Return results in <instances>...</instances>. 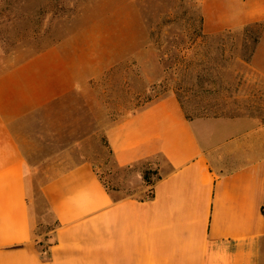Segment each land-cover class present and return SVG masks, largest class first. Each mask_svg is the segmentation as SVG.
Here are the masks:
<instances>
[{"label":"crops","instance_id":"crops-1","mask_svg":"<svg viewBox=\"0 0 264 264\" xmlns=\"http://www.w3.org/2000/svg\"><path fill=\"white\" fill-rule=\"evenodd\" d=\"M202 10L208 34L264 22V0H202ZM66 44L0 73V264H264V124L190 120L174 95L106 130L116 167L132 170L140 192L142 172L157 169L153 197L109 192L90 162L77 163L42 187L58 226L48 255L34 250L27 120L96 98L83 53ZM261 54L264 44L252 66L264 76Z\"/></svg>","mask_w":264,"mask_h":264},{"label":"rangeland","instance_id":"rangeland-1","mask_svg":"<svg viewBox=\"0 0 264 264\" xmlns=\"http://www.w3.org/2000/svg\"><path fill=\"white\" fill-rule=\"evenodd\" d=\"M263 34V21L206 33L202 0H0V73L67 42L70 53H83L96 97L71 98L27 120L34 240L54 239L43 185L82 161L109 192L147 197L149 187L140 192L132 170L117 168L108 148L106 130L123 116L174 95L190 120L264 124V76L252 66Z\"/></svg>","mask_w":264,"mask_h":264},{"label":"trees","instance_id":"trees-1","mask_svg":"<svg viewBox=\"0 0 264 264\" xmlns=\"http://www.w3.org/2000/svg\"><path fill=\"white\" fill-rule=\"evenodd\" d=\"M98 178L102 182L99 175H98ZM158 179H160V176L158 175L157 169H154V170L148 169V170H144L142 172V181H143L144 185L149 187L148 195L146 198H143V199H151L153 197V194H152L153 186ZM102 184L104 185L103 182H102ZM104 187H105V185H104ZM143 199H141V200H143ZM262 212H263V216H264V209L262 210ZM57 226H58V223L54 222V228L51 229L52 232L57 228ZM46 240H47V237H45V241ZM54 242H55V239H53V242H46V243H43L41 241L38 242V241L34 240L33 241V248L41 256H43L42 255L43 252H46V254L48 255L49 248L54 244Z\"/></svg>","mask_w":264,"mask_h":264},{"label":"built area","instance_id":"built-area-1","mask_svg":"<svg viewBox=\"0 0 264 264\" xmlns=\"http://www.w3.org/2000/svg\"><path fill=\"white\" fill-rule=\"evenodd\" d=\"M43 256H45L46 255V252H43V254H42Z\"/></svg>","mask_w":264,"mask_h":264}]
</instances>
